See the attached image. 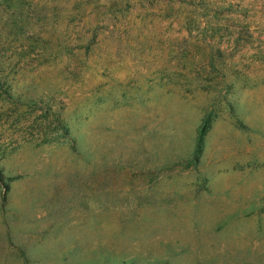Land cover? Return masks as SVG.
<instances>
[{"label":"rangeland","instance_id":"obj_1","mask_svg":"<svg viewBox=\"0 0 264 264\" xmlns=\"http://www.w3.org/2000/svg\"><path fill=\"white\" fill-rule=\"evenodd\" d=\"M5 92L0 264H264V0H0Z\"/></svg>","mask_w":264,"mask_h":264},{"label":"trees","instance_id":"obj_2","mask_svg":"<svg viewBox=\"0 0 264 264\" xmlns=\"http://www.w3.org/2000/svg\"><path fill=\"white\" fill-rule=\"evenodd\" d=\"M3 94H4V93H3ZM3 94H1L0 97L5 96V98H6L7 100H9V99L11 98V96H10L9 93H6V92H5V94H4V95H3ZM21 100H22V99H20V100H18V98L16 99L17 102L22 103ZM58 124H59V126H58V128L56 129V132H57L58 134H62L63 136L67 135V134H68V128L66 127V125H62V124H63L62 122H58ZM208 126H209L208 121L205 120V121L203 122V125H202V127H201V129H200V131H199V134H198L197 144H196V145H197V148H196V151H195L196 154H200V152H201V146H202V142H203V137H204V135H205V133H206V131H207ZM72 144H73V143H72ZM72 146H73L72 148L75 149V148H74V145H72Z\"/></svg>","mask_w":264,"mask_h":264}]
</instances>
